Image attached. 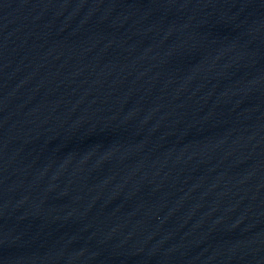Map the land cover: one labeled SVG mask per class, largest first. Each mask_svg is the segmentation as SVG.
Returning <instances> with one entry per match:
<instances>
[{"label":"water","instance_id":"95a60500","mask_svg":"<svg viewBox=\"0 0 264 264\" xmlns=\"http://www.w3.org/2000/svg\"><path fill=\"white\" fill-rule=\"evenodd\" d=\"M0 264H264V0H0Z\"/></svg>","mask_w":264,"mask_h":264}]
</instances>
